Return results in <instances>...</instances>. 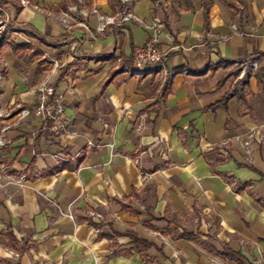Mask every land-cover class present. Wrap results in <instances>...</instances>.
Returning a JSON list of instances; mask_svg holds the SVG:
<instances>
[{"label":"crops","instance_id":"0c3cea01","mask_svg":"<svg viewBox=\"0 0 264 264\" xmlns=\"http://www.w3.org/2000/svg\"><path fill=\"white\" fill-rule=\"evenodd\" d=\"M29 1L0 0L18 32L0 51V110L33 109L50 78L68 134L34 115L0 120V136L14 123L0 147V264H264V92L253 76L246 105L211 108L240 81L235 64L264 53V0H147L144 17L134 0L139 18H163L169 76L105 58L131 64L150 35L137 22L67 29L71 0Z\"/></svg>","mask_w":264,"mask_h":264},{"label":"built area","instance_id":"2783aa9c","mask_svg":"<svg viewBox=\"0 0 264 264\" xmlns=\"http://www.w3.org/2000/svg\"><path fill=\"white\" fill-rule=\"evenodd\" d=\"M21 8H25L30 5L29 0H16ZM156 0L155 6L157 9L164 10L168 8V4L158 2ZM121 3L125 6L124 10L117 8L112 15H106L99 11L98 8H89L86 6L85 0H78V5L71 4L66 11L60 13V22L67 28L71 29L73 25L80 26L85 30L91 32V28L86 23L85 19L90 15L95 16L98 24L96 31L100 34L104 33L108 27H120L127 22L135 21L149 32L148 41L140 46L134 48L131 56V64H123V59L116 52L109 55V59L115 61L120 65L124 71L132 75H141L147 72L142 70L143 66H151L150 69L160 70L165 76L171 75L164 68V60L167 55L166 51H163L160 47L161 33L163 18L161 15L153 16L149 21H145L139 18L133 11L134 0H121ZM163 6V8H161ZM51 13L49 12V15ZM13 16L11 12L0 4V50L9 42L12 41L14 35L18 32L12 26ZM54 68H59L60 63L58 60H53ZM239 67V79L248 80L254 76L255 72L259 68V63L256 59H249L243 62L235 64ZM4 79V74L0 72V80ZM243 87V86H242ZM37 103L33 109L18 105V109L14 115L12 112H3L0 110V120H9L15 118L14 123H20L26 120L29 116L34 115L49 129L54 135L68 134L67 121L64 117L65 106L64 97L59 94L52 84L50 78H47L37 88ZM1 98V95H0ZM12 123H5L1 129L0 147L6 145L5 133L10 129ZM253 134H249L248 138L244 140V146L249 148L251 145V139ZM260 140L264 142V135L260 136ZM92 143H89V146ZM249 152V151H248ZM80 153V152H79ZM5 173V171L3 170ZM9 181H14L13 178L8 176ZM26 181L25 177H21L17 183L22 184ZM93 216L94 213H91ZM69 218L74 220V216L70 211L66 214ZM100 216V215H99ZM8 254L12 257H20V254L16 251L6 249Z\"/></svg>","mask_w":264,"mask_h":264},{"label":"trees","instance_id":"16d2710c","mask_svg":"<svg viewBox=\"0 0 264 264\" xmlns=\"http://www.w3.org/2000/svg\"><path fill=\"white\" fill-rule=\"evenodd\" d=\"M72 4L78 5V0H71ZM109 5L113 10H116L117 8L124 10L125 6L121 3V0H108ZM65 10L68 9V6L66 5ZM21 10V7L18 8V11ZM264 59V53L259 54V57L257 58L258 61L261 62V60ZM125 62L123 61V64ZM230 66V64L228 65ZM122 68V67H121ZM123 69V68H122ZM255 79L257 80L259 88L264 92V67H262L256 74H254ZM245 80H240L236 86L233 92L229 93L221 102L216 103L213 105L211 108H216V107H223L226 106V104L231 100L233 97L237 96L238 99L246 105V96L249 94L248 89H241L240 85L244 82ZM247 85V84H246Z\"/></svg>","mask_w":264,"mask_h":264},{"label":"rangeland","instance_id":"374dc122","mask_svg":"<svg viewBox=\"0 0 264 264\" xmlns=\"http://www.w3.org/2000/svg\"><path fill=\"white\" fill-rule=\"evenodd\" d=\"M158 2H161V4H163L162 3L163 0H159ZM150 6H151V4H150L149 1H147V0H140V1H138V2L135 3V8L134 9L137 12V14H139L142 17H144V15H146L148 13V10H149ZM161 8H163V6ZM91 17H94L95 18V16L90 15L89 18H91ZM108 57H109V55L105 56V58H108ZM257 62L259 63V68L257 69L256 72H258L262 67H264V59H262L261 62L257 60ZM150 68H151V66H146V67L143 66L141 68V71L142 70H144V71L145 70H150ZM235 69H236V71H235L236 72V75L239 76V73H240L239 67H236ZM256 72H255V74H256ZM244 79L245 78L238 79V80H244Z\"/></svg>","mask_w":264,"mask_h":264},{"label":"flooded vegetation","instance_id":"af4514ba","mask_svg":"<svg viewBox=\"0 0 264 264\" xmlns=\"http://www.w3.org/2000/svg\"><path fill=\"white\" fill-rule=\"evenodd\" d=\"M1 51V50H0Z\"/></svg>","mask_w":264,"mask_h":264}]
</instances>
